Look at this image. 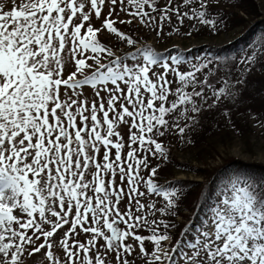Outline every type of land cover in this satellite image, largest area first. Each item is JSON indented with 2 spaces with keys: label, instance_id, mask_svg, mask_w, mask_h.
<instances>
[{
  "label": "snow or ice",
  "instance_id": "snow-or-ice-1",
  "mask_svg": "<svg viewBox=\"0 0 264 264\" xmlns=\"http://www.w3.org/2000/svg\"><path fill=\"white\" fill-rule=\"evenodd\" d=\"M11 4L0 6V264H26L41 249L49 264H264V177L231 173L211 204L198 198L199 222L173 236L183 193L159 184L152 166L168 158L163 139L232 98L245 83L230 80L233 70L264 60V37L218 67L137 46L131 34L161 37L174 19L169 36L191 37L186 19L215 34L223 20L209 0Z\"/></svg>",
  "mask_w": 264,
  "mask_h": 264
},
{
  "label": "trees",
  "instance_id": "trees-1",
  "mask_svg": "<svg viewBox=\"0 0 264 264\" xmlns=\"http://www.w3.org/2000/svg\"><path fill=\"white\" fill-rule=\"evenodd\" d=\"M214 1L209 0L211 11L218 14L214 18L223 20V23L219 25L218 32H222L227 28L241 27L247 32L246 38H238L233 43L216 49L205 45L194 48L192 51L195 52L196 57L192 60L198 61L199 59L208 57L213 59L218 67L234 60L238 63L239 57L253 50L254 46L260 45L261 39L264 37V20L257 21L249 26L247 25V22H250V17L258 15L256 4L253 0H223L233 3L234 7L232 6L233 8L231 10L217 7L212 3ZM235 7L244 8L248 16L243 12L239 13L240 11L238 13L247 16L249 19H245L242 15L240 16L235 12ZM185 21L188 24H194L195 30L199 29L210 32L196 21H188L187 19ZM127 27L132 28L133 25ZM120 30L126 31L124 26H120ZM218 32L215 34H218ZM131 34L134 38H138L136 33L133 32ZM112 38L114 39L112 46L117 45L114 49H124L123 54L129 51L125 46L118 45L114 36ZM137 40L138 44L142 41L141 39ZM177 50L170 49L168 51L175 53ZM168 51L163 53H167ZM188 53L183 52L185 56H188ZM222 71L227 72L229 69L223 68ZM238 79H244L245 83L234 86L232 98L225 100L219 107H212L211 109L205 108L199 115V123L191 126L190 130L186 131L183 137L169 134L167 139H163V143L168 141L172 142L180 150L184 148H200L203 146L213 151L215 150L213 140L216 138L221 139L222 144H226L225 142L229 141V139L232 140V135H240L241 137L247 134L249 135L250 120H254L264 126V60H260L252 66L250 71L233 70L230 80L234 83ZM209 103H211V100H209ZM167 152L170 154V151L167 150ZM168 159V163L177 167L179 172L193 174L203 179L202 182L195 180H176L169 177L172 174L171 172L164 170L158 171V176L154 178L159 184L165 187L176 185L178 190L183 193L181 197L182 202L179 203L176 209L178 215L170 218V222L176 225L171 233L173 236H177L181 232L184 226L188 224L190 218L196 217L197 222H199L198 198L199 202L203 204L207 197L208 204H211L217 186L222 179L227 178L231 173L239 171L256 179L264 177V165L257 162L240 161L232 157L226 158L221 165L212 169H201L188 164H179L170 155ZM155 160L156 158H152L153 167ZM164 180L165 182H162ZM183 211H187L190 214H183ZM176 217H182L183 222H176ZM137 234L148 233L141 229ZM145 243L148 244L149 242L146 241Z\"/></svg>",
  "mask_w": 264,
  "mask_h": 264
},
{
  "label": "rangeland",
  "instance_id": "rangeland-1",
  "mask_svg": "<svg viewBox=\"0 0 264 264\" xmlns=\"http://www.w3.org/2000/svg\"><path fill=\"white\" fill-rule=\"evenodd\" d=\"M253 1L256 4L258 15H256L255 17L249 16L250 22H247L248 26L254 24L257 21L264 20V0ZM212 3L219 8H226L228 10H231V8L234 7L231 1L215 0ZM0 6H3V9L5 11H9L12 7H16V5L11 4V0H0ZM235 12H243L247 15V13L244 11V8L235 7ZM239 15H242V17H244L245 19L248 18V15ZM113 18H116L115 15ZM193 25L194 24H188L185 21L183 27L181 28V33L191 31V37L178 35L174 31L172 35H168L170 28L180 27V25L176 23L175 19L173 20L172 24H168L167 22L165 23L163 34L161 37H156L154 33L149 32L148 30H142L140 32L134 33L137 34V39L142 40L138 44V46L148 45L162 53L170 49H178L179 51L189 52L188 57L191 60L196 57L195 52L192 51L194 48L200 47L202 45L210 46L215 49L220 48L227 44L233 43L238 38H246L245 36L247 34L245 29H242L241 27L227 28L222 32H218V34H212V32H205L199 29L195 30ZM83 31L84 30L82 29V32ZM99 38L108 47H112V44L114 42V39L112 37L111 40L108 35H100ZM114 50L118 55H122L125 51L124 49ZM73 63L74 62L71 60L67 62L66 70L68 73L74 70ZM89 63H91V61H89ZM249 125V135L247 134L246 136L242 137L240 135H232V140L229 139V141L225 142L226 144H222V140L219 138L214 139L213 145L215 147V150L213 151L210 148L203 146L200 148H184L180 150L177 146L169 141L163 143V146L166 150L170 151V154L168 153V156L170 155L171 158L175 159L177 163L188 164L192 167H199L201 169H212L214 167H217L221 165V163L228 157H232L245 162H257L264 165V126H262L260 123L255 122L254 120H250ZM168 160V158L167 160H164L163 158L156 159L154 167L159 164L158 171H169L172 173L169 177L176 180H195L199 182L203 181L201 177L195 176L193 174H185L179 172L177 170V167L168 163ZM162 182H165V180ZM157 199H162V197ZM182 213L186 215L190 214L187 211H183ZM181 218L182 217H176L175 221L181 223L183 222ZM57 255H59V251H57ZM26 264H49V261L46 259L45 250L41 249L40 252H37L33 256L28 257Z\"/></svg>",
  "mask_w": 264,
  "mask_h": 264
}]
</instances>
